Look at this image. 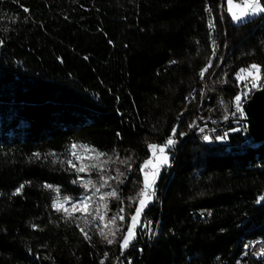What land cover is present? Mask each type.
Returning <instances> with one entry per match:
<instances>
[{
    "label": "trees",
    "instance_id": "trees-1",
    "mask_svg": "<svg viewBox=\"0 0 264 264\" xmlns=\"http://www.w3.org/2000/svg\"><path fill=\"white\" fill-rule=\"evenodd\" d=\"M226 2L0 0V264H264V142L196 133L241 96V69L264 75V14L235 23ZM170 136L130 252L57 206L88 195L86 145L126 163L110 207L129 223L148 146Z\"/></svg>",
    "mask_w": 264,
    "mask_h": 264
},
{
    "label": "rangeland",
    "instance_id": "rangeland-1",
    "mask_svg": "<svg viewBox=\"0 0 264 264\" xmlns=\"http://www.w3.org/2000/svg\"><path fill=\"white\" fill-rule=\"evenodd\" d=\"M238 2H239V0H234V4L238 3ZM261 4H262V2H261ZM228 7H229V5L226 2V8L228 9ZM233 10L237 11V9H235V8ZM260 14H264V13H258L255 15H250L247 18L243 19L241 22H245V21H247L251 18H254ZM230 16H231V14H230ZM241 22H235V23H241ZM249 68L250 67L245 68V69H249ZM251 71H252V75H246L245 79L239 80L243 84L244 87H245V85H247V87H245L242 90L241 100L239 102V105L242 108H243V104L251 96V95L249 96V93H250V91L253 90L252 84L254 82H256L257 76L260 77L257 87H259L261 85H262V87L264 86V75H263V73H261V71H259V73H257L255 69H252ZM262 87H260V88H262ZM260 88H258V89H260ZM258 89H256V90H258ZM245 92L247 93V96L244 95ZM223 101L225 102L226 99H224ZM232 105H236V107H237V102L236 101L231 102L230 110L227 113H225V115H223V117L220 119H223V118L225 119V117H228V115L232 114V109H233ZM243 117L245 118V113H244ZM214 118L216 119L217 116L213 117V119H203L201 121V123L212 122V120H214ZM219 123H221V122H219ZM243 123L245 125V122H243ZM174 140L176 142L178 141L176 139H174ZM165 144L166 143H164V144H151V145L163 146ZM174 145H176V143ZM174 145H172V146H174ZM172 146L165 147L163 153L160 152L159 147H157L156 149H153V150L149 149L150 154L146 160H151L152 163L147 167H143V187L142 188H144V180H145L146 174L148 175V178L150 181L154 180V183H153L151 188L146 190V192H147L146 197H141L138 195V193L141 192L142 188L138 192H136L137 197H139V202H138L137 207L141 206L140 205L141 199H145V206L142 208V211H141L139 217L137 218V222H135V226L133 228L134 236L131 239L128 247H126V248L122 247V243H123V239H124L125 235L128 232L129 226L132 225L134 222L131 219H130L129 223L126 222L128 213H127V210H125L124 205H122V203H121L120 207L123 209V212H121V208L118 210H114L110 207V204H113L115 202V200L118 201V199H119L118 194H119L120 186L122 183V177L124 175V170L126 169V166H125L126 163L125 162H124L125 164L122 162H119V161L112 163V162H109V160H107L103 156H98L97 154L99 152H95V151L91 150L89 147L87 149H85L83 147H77L76 146L75 148H73V156L78 161L79 167L85 168L84 173L86 172L87 174L91 175V176H88V178L86 177V179L83 181V183H84V185L88 184V181H92V183L88 184V187L86 188L89 191L87 196L85 195V196H83L77 200H74V199L58 200L57 206L59 208H63L67 212L69 211V212L80 213V217L82 219L86 218V220H87L86 222H89L88 223L89 225L91 224V225H94L95 227L99 225L100 233L101 234L103 233L102 234L103 237H106L110 240H115L116 238L121 236V234L123 233L124 235H123L122 240H121L122 251L127 252V250H129L128 252H130L132 249L131 243L136 238L137 229L140 226L144 211L147 208V206L154 199L155 194L152 195V192L154 190V193H155V185H156V182L160 176L161 170L163 167H167L171 163L172 154L169 151V147L173 148ZM165 157L167 158V163L162 162ZM157 164H159V167H156ZM89 167H90V169L88 170ZM92 172L94 174H92ZM152 173H157V175L153 176ZM92 176H94L96 178L93 179ZM105 181L107 183H105ZM97 189H99V191H97ZM113 190H115L117 192L116 197L105 196V193L111 192ZM102 196L104 197V199H101ZM105 204L107 205L106 208L104 206ZM130 204H131V202H130ZM73 205H75L76 207L74 208ZM133 215H135V212L132 214V216ZM114 216L117 217V219L115 220L114 223H111L110 221H111L112 217H114ZM120 216H123V220H121L119 218ZM126 224H127V229L123 230L125 228L124 226H126ZM143 230H147V234L150 235L152 232L155 231V227L151 221H148L147 223H145V225H143ZM132 263H133L132 260L127 262V264H132Z\"/></svg>",
    "mask_w": 264,
    "mask_h": 264
},
{
    "label": "snow or ice",
    "instance_id": "snow-or-ice-1",
    "mask_svg": "<svg viewBox=\"0 0 264 264\" xmlns=\"http://www.w3.org/2000/svg\"><path fill=\"white\" fill-rule=\"evenodd\" d=\"M227 3L229 5L227 11L231 14V17H232V19H233L234 22H241L243 19L247 18L250 15H255V14H258V13H264V5L261 4V0H239V2L238 3H235V4H234V0H227ZM234 8L237 9V11H234L233 10ZM25 11H28V10L25 9ZM209 26L212 27L213 25L210 24ZM252 69H255L257 73H259V71H260V67L258 65L253 64V65L250 66L249 69H241L237 73V79L238 80L245 79L246 78V75H252V71H251ZM204 71H206V69H204V70L201 71V77L202 78H203ZM259 79H260V77L257 76L256 77V82H254L252 84V88H256L258 86ZM245 87H247V85H245ZM244 95L247 96V93L245 92ZM240 100H241V96L240 95H237L235 97V101L237 102V110L238 111H241V113H242V109L240 108V105H239ZM225 119H227V117H225ZM244 130L245 131L247 130L246 127H245ZM201 131H203V129H201ZM232 131H239V129H232ZM173 135H175V128L173 129ZM181 135H183V134H181ZM226 136H227V133H225L224 136H217L216 139L217 140H223ZM204 138L206 140L208 139L207 136H205ZM175 143H176V141L170 136L168 138V140L166 141V144L165 145H163V146L149 145L148 147H149L150 150H153V149H156L157 147H159L160 152L163 153L165 147L172 146ZM72 147L75 148L76 145L73 144ZM81 147H83L85 149L88 148V146H86V145H81ZM97 155L98 156H103L104 153H98ZM162 162L163 163H167V158L165 157ZM69 163H71V161H69ZM151 163H152L151 160H146L144 162L143 167H147ZM143 167H142V170H143ZM156 167H159V164H157ZM77 171L84 172L85 171V168L84 167H80ZM152 175L155 176V175H157V173H152ZM91 183H92V181H88V184H91ZM105 183H107V182L105 181ZM153 183H154V180L153 181H150L149 178H148V175L146 174L145 175V180H144V188L141 189V192L138 193V195L141 196V197H146L147 196L146 190L149 189V188H151L152 185H153ZM88 184H85L84 187L87 188L88 187ZM23 187L24 186L21 185L19 188H17L16 193H19L22 190ZM46 187L51 188L52 186L51 185H46ZM97 191H99V189H97ZM154 194L155 193H154V190H153L152 195H154ZM105 196L116 197L117 196V192L115 190H113L111 192L105 193ZM101 199H104V197L102 196ZM260 200H264V196L260 197V199L257 202L259 203ZM140 205H141L140 207H137L136 208L135 215H133L131 217V220L134 223L129 226L128 232H127V234L125 235V237L123 239L122 247H124V248L128 247L131 239L134 236L133 228L135 226V222H137V218L139 217V215H140V213L142 211V208L145 206V199H141L140 200ZM104 206H105V208L107 207L106 204ZM73 207L75 208L76 206L73 205ZM57 210L59 211L60 209L57 208ZM121 212H123V209H121ZM66 214L67 215H70V213H67V212H66ZM119 218L121 220H123V216H120ZM116 219H117V217L114 216V217H112V219H111L110 222L111 223H114ZM81 231L83 232V229H81ZM84 235H85V238L86 239H89L90 238V237H88L87 233H84ZM112 242H113L112 240H109L108 241V243H112ZM101 264H103V262H101Z\"/></svg>",
    "mask_w": 264,
    "mask_h": 264
},
{
    "label": "water",
    "instance_id": "water-1",
    "mask_svg": "<svg viewBox=\"0 0 264 264\" xmlns=\"http://www.w3.org/2000/svg\"><path fill=\"white\" fill-rule=\"evenodd\" d=\"M245 127L252 140L261 144L264 142V86L252 93L243 104Z\"/></svg>",
    "mask_w": 264,
    "mask_h": 264
},
{
    "label": "built area",
    "instance_id": "built-area-1",
    "mask_svg": "<svg viewBox=\"0 0 264 264\" xmlns=\"http://www.w3.org/2000/svg\"><path fill=\"white\" fill-rule=\"evenodd\" d=\"M224 101L222 100L220 103H223ZM232 114L228 115L227 119H219V118H214L212 122L208 123H199V126L196 128V133L198 134V131H210V138L207 140L204 138V140L208 144H213V145H225L228 146L230 145V139L229 135L231 133L230 127H228L231 123L232 124H244V117H243V108L240 106L242 109L241 111L237 110L236 105H232ZM213 119V118H212ZM221 122V123H219ZM225 133H227V136L223 140H217V136H224ZM178 141L176 142V145L172 146L174 149L177 147ZM150 169V168H149Z\"/></svg>",
    "mask_w": 264,
    "mask_h": 264
},
{
    "label": "bare ground",
    "instance_id": "bare-ground-1",
    "mask_svg": "<svg viewBox=\"0 0 264 264\" xmlns=\"http://www.w3.org/2000/svg\"><path fill=\"white\" fill-rule=\"evenodd\" d=\"M252 95V94H251ZM250 98V97H249ZM243 116H244V111H243ZM202 133H208L210 135V131H200Z\"/></svg>",
    "mask_w": 264,
    "mask_h": 264
}]
</instances>
